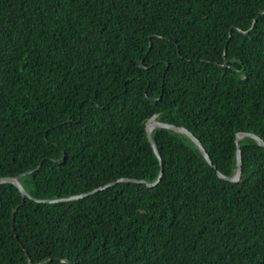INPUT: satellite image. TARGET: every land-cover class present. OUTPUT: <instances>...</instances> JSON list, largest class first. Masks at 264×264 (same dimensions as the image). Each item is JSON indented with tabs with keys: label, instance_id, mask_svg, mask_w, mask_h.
I'll list each match as a JSON object with an SVG mask.
<instances>
[{
	"label": "trees",
	"instance_id": "trees-1",
	"mask_svg": "<svg viewBox=\"0 0 264 264\" xmlns=\"http://www.w3.org/2000/svg\"><path fill=\"white\" fill-rule=\"evenodd\" d=\"M152 116L212 164L154 127L159 160ZM240 132L264 142V0H0V178L32 171L0 182V264H264Z\"/></svg>",
	"mask_w": 264,
	"mask_h": 264
},
{
	"label": "water",
	"instance_id": "water-1",
	"mask_svg": "<svg viewBox=\"0 0 264 264\" xmlns=\"http://www.w3.org/2000/svg\"><path fill=\"white\" fill-rule=\"evenodd\" d=\"M154 127H165V128H169V129H174V130H177V131H183V132H185L188 136H190L193 139V141L196 143V145L199 147V149L203 153V155L206 158V160L210 164H212L211 163V160H210V157L208 156L205 148L202 146V144L200 143V141L188 129H186L184 127H177V126L170 125V124H167V123L159 122L158 120L155 119V116H152L151 118H149V120L146 123V133H147V137H148V139H149V141H150V143H151V145L153 147V150H154L156 156L159 158V160H161V157H160V155H159V153H158V151L156 149V146H155L154 141H153L152 136H151V129L154 128ZM244 135L251 136V137L257 139L260 144L264 145V142L262 141V139L259 136L255 135L253 133L240 132V133H237V136H236L237 146H238V139L241 138ZM237 159H238V168H237V171H236L235 175H233L232 177H228V176L223 175L219 171H217V174L220 177L225 178V179L230 180V181H239V179H240V173H241V159H240L239 149H238ZM30 172H32V171L23 172V173L19 174L18 176H14V177H1L0 178V182H4V181L7 182L8 181V182L13 183L19 189L21 195L23 197H25V196L28 195V193L26 192V190L24 189V187L20 183L19 177L21 175L25 174V173H30ZM161 173H162V170L160 169L159 176L161 175ZM159 176H158V178H159ZM125 179L128 180L127 178H121V179H118V180H125ZM112 183L113 182L107 183V184H105L102 187H106V186H108V185H110ZM153 184H148V185L151 186ZM102 187H100V188H102ZM97 189H99V188L93 189V190H91L89 192H86V193L72 195V196L67 197V198H60V199H55V200H51V201L52 202H56V201H61V200H66V199H73V198L83 197V196H86L87 194H90V193L96 191ZM13 214H14V210H13ZM44 260L45 259H43L42 261H44ZM28 262H29V264H33L30 259H28Z\"/></svg>",
	"mask_w": 264,
	"mask_h": 264
}]
</instances>
